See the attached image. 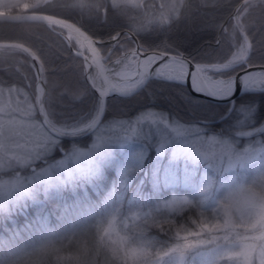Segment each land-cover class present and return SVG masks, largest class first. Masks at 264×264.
<instances>
[{"label":"snow or ice","instance_id":"1","mask_svg":"<svg viewBox=\"0 0 264 264\" xmlns=\"http://www.w3.org/2000/svg\"><path fill=\"white\" fill-rule=\"evenodd\" d=\"M40 3L46 4L47 0H37L32 5L26 3L24 11L7 22L28 18V11H38ZM75 6L83 11L86 4L84 0H78ZM44 19L50 20L51 17L46 16ZM52 22L64 25L62 20ZM74 30L78 35L75 44H72L73 37H68L69 46L76 56L83 57V72L84 68H91L97 57L103 55L109 63L129 67L135 64V79L132 76L122 77L116 70L117 77L131 82L120 84L105 80L98 85L96 77L87 72L84 80L91 78L93 81L92 87L87 89V97H91V103L87 114L78 119H73L68 114L65 119L57 120L53 101L49 98L45 111L50 113L51 122L59 124L61 128L71 123L73 131L70 135L62 134L59 138L55 135L45 137L36 148L26 154L24 163L9 161L0 164V173L11 176L9 180H0V213L26 208L29 202L40 203L41 196L48 199L50 194L67 188L75 189L82 185L99 188L102 182L107 183V167L114 168L116 175L111 180L110 190L108 186L99 204L86 216L66 223L57 232L42 233L29 248L0 259V264H37L38 261L64 264L69 259L64 253L73 251V259L77 264H127V252L122 254L119 249H115L109 255L100 245L82 246L79 242L83 222L94 216L101 203L107 210L117 200H159L163 196L167 200L163 206L172 210L202 206L209 199L216 183L219 182L222 189L236 183L233 178L229 184H225L215 174L231 173L233 169L243 167L264 153V121L257 123L256 116L259 106L251 103L237 105L232 99L237 91V77L241 91H264V87H255L257 81L264 84V71L241 77L235 74L236 68L233 66L238 63L243 68L244 65L258 63L264 68V51L256 47L252 38L245 35L237 41L234 36L236 43L233 45L230 42V49L235 46L236 54L232 59H217L207 55V52L198 57L186 55L167 43L162 48L151 51H145L143 45L133 49L122 43H116L115 48H105V41L90 33L86 34L80 27ZM110 40L113 41L111 38ZM115 41H119V36L115 37ZM217 41L219 42V38ZM33 59L40 62L36 56ZM145 61L148 63H144ZM152 82L178 86L175 96L169 98L168 103L183 105L189 115H181L175 110L143 109L130 115L127 111L128 102L142 94H147L153 100V108L159 105V98L152 91ZM11 87L0 80V88ZM64 87L60 100L64 107L73 109L74 106L85 103V97L78 90L73 89L70 84ZM93 89L98 95H91ZM205 99L230 102L227 115L235 111L236 119L229 133L213 134L210 131L211 122L217 113L212 112L203 118L195 115L201 107H210L204 105ZM113 108L118 111L114 112ZM36 116L42 121L39 110ZM78 123L79 129L76 127ZM144 124L170 127L172 132L184 139H164L158 145L149 143V136L140 127ZM86 135L92 138L90 147H79L76 143L72 144L70 150L62 147L65 139L75 141ZM127 145L135 146L131 154L127 158L117 156L114 149H123ZM57 150L63 153L62 158L60 155L58 159L50 160ZM166 152H170V158ZM205 166L207 170H204ZM260 187L264 189V179ZM189 189L192 191H186ZM195 193L199 194L198 201ZM225 201L240 213V219L236 223H242L250 207L255 206L254 203L250 205L246 199L242 202L234 201L231 191ZM260 207L264 210V198ZM165 223L169 229L172 228L171 220H161L158 225L154 222L153 226H158L163 232ZM191 223L195 225L193 229H177L173 243L163 244L159 248L151 247V250L143 248L138 256L139 264H187L189 257H202L204 264H221V261L224 264H264V222L251 229L244 228L243 232L236 231V224L231 221H226L224 225L210 223L206 219L193 220ZM101 225L102 222L97 224V235L103 232L106 236L107 231ZM221 228L224 229L223 236L215 234ZM181 232L186 235L181 236ZM168 234L165 233V236ZM104 236H100V244H103ZM221 240L224 243H219ZM207 245L212 247L206 248Z\"/></svg>","mask_w":264,"mask_h":264},{"label":"trees","instance_id":"2","mask_svg":"<svg viewBox=\"0 0 264 264\" xmlns=\"http://www.w3.org/2000/svg\"><path fill=\"white\" fill-rule=\"evenodd\" d=\"M240 1L242 0H184L175 15L169 13L161 22L156 20L153 23L147 21L142 10L136 11L125 6L113 8L110 0H84L86 7L83 11L75 6L78 0H47L46 4H40L36 12L73 21L87 33L105 42L123 31H128L137 37L145 51L162 48L167 43L190 56L198 57L207 52V55L213 58L232 59L237 48L233 46L230 49V42L235 45L234 36L237 41L244 36L241 31L252 38V42L260 51H264V0L248 2L234 21L231 12ZM3 11L23 12L15 8ZM61 32L65 33L60 28H51L44 23L0 22V42L24 44L43 63L37 65L26 52L18 48L0 47V80L12 87L21 86L33 96L35 85L38 82L36 74L40 69L45 88L44 110L45 104L51 98L57 120L65 119L68 114L71 118L78 119L87 114L91 103V97H87V89H90L92 85L88 83V80H84L86 69L84 68L83 72L81 68L84 64L82 57L75 55L63 35L60 34ZM116 43L136 48V42L126 33L122 34ZM116 43L104 44L103 47L115 48ZM72 44H75L74 40ZM104 59L107 63L105 57ZM130 67L132 68L133 65ZM235 68V74L242 69L240 65ZM69 84L85 97V103L76 105L73 109L64 107L60 102L65 91L64 86ZM151 87L159 98V105L153 108V100L147 94H142L128 102L127 111L130 115L138 113L141 109L175 110L181 115H189L183 105L168 103L169 98L175 96L178 86L152 82ZM91 95H97L94 89ZM64 99L66 101V97ZM203 103L210 107H201L195 115L203 118L212 112L217 113L218 115L211 122L210 129L213 133H229L234 124L235 111L224 120H220V116L228 113L230 103L216 104L207 100ZM250 103L259 106L261 115L264 113V93H248L237 99V105ZM113 111H118V109L113 108ZM45 114L52 127L61 128L59 124L54 125L51 122L50 113L45 111ZM71 128L73 126L69 123L61 129ZM90 137L88 135L75 141L65 139L62 147L70 150L73 143L80 147L86 146ZM60 155L62 156L63 153L57 150L50 160L58 159ZM115 175V169L111 167L106 170L107 183L102 182L99 188L84 185L75 188L74 191L67 189L59 196L54 195L48 199L39 198L40 203L29 202L26 208H20L8 214L0 213V259H6L11 254L20 251L25 242H33L42 233L57 232L66 223L86 216L95 205L99 204L108 186L110 190L111 180L115 178ZM9 176L4 174L6 178ZM195 196L198 201L199 197ZM129 199L122 202L117 200L107 210L101 203L100 207L96 208L94 216L84 221L81 226L82 235L79 237L81 245H100L109 255L113 250L119 249L122 254L128 253L127 264H139L138 256L143 248L147 247L151 250V247L159 248L163 244H171L174 242L178 228L193 229L195 227L191 223L193 220H208V215L201 209L202 206L183 207L169 213L166 208H162V204L167 201L163 196L159 200L145 198L129 202ZM113 219L121 226L120 231L126 242L120 243L114 239L116 236L108 232L106 236L103 232L97 235V224L102 222L101 226L107 231V226ZM161 220L165 222L171 220L172 228L169 229L168 224L165 223L162 232L158 226H153L154 222L158 225ZM50 225L53 228H49ZM165 233L169 234L165 236ZM180 235L184 236L186 233L181 232ZM100 236H104L103 244H100ZM133 245H139L141 251L134 253ZM64 255L69 258L64 264H77V261L73 259L74 251L64 253Z\"/></svg>","mask_w":264,"mask_h":264},{"label":"rangeland","instance_id":"3","mask_svg":"<svg viewBox=\"0 0 264 264\" xmlns=\"http://www.w3.org/2000/svg\"><path fill=\"white\" fill-rule=\"evenodd\" d=\"M183 1L184 0H110L113 8L125 6L136 11L142 10L149 23H153L156 20L161 22L165 16L169 15V13L175 15ZM26 3L30 5L36 4L37 0H0V10L15 8L17 10L24 11ZM69 36H72V40L75 42L76 37L72 34H68V37ZM88 69L89 68H86L87 71ZM125 69H129V66L123 64L119 70ZM37 72L38 73L36 75L38 76V82L35 85V94L33 96H31V94L21 86L0 88V164H6L9 161L13 163H24L26 154L36 148L39 142L45 137L52 135L46 130L40 119L36 117V112L39 110V104L44 95V82L40 69ZM93 75L96 77L95 82L99 85L101 83L99 75L95 71H93ZM89 79L91 81L90 83H93L91 78ZM263 86L264 84H261L259 81L255 85V87ZM256 116L257 123L264 121V113L261 115L259 113V109H257ZM235 119L236 114L233 117L234 121ZM169 123H172L171 118L169 119ZM76 127L79 129L80 124ZM140 127L143 129L144 133L149 136V143L156 145L164 139H168L169 141H183L184 139L172 132L170 127L165 128L163 125L149 126L148 124H144ZM59 129L61 132L66 134H71L73 131V128ZM87 130L88 129H84V131ZM210 131L213 133L212 129H210ZM91 139L92 138L90 137L86 146L81 147H90ZM189 139H195V137H189ZM134 149V145H127L123 149H114V152L117 156L127 158V156L130 155ZM166 155L170 158V152H166ZM62 156L60 158H62ZM181 166H183L182 161ZM108 168L111 167L105 168V175ZM204 170H207L206 166ZM4 174L5 173H0V180L11 179V176L6 178L4 177ZM202 174L203 172L200 173V175ZM215 175H218L219 180L225 184H229V181L233 178H235L236 183L223 189L221 188L219 182L214 185V189L211 191L209 199L204 205H202L203 208H201L205 214L208 215V221L210 223L224 225L226 221H231L236 224V231L243 232L244 228L251 229L256 227L257 224L264 222V210L260 207L262 198H264V189H261L260 187V183L262 179H264V153H262L258 159L246 163L243 167L233 169L231 173ZM67 189L72 191L75 190L73 188ZM67 189L60 192H54L50 194L49 197L54 195L59 196L60 193L65 190L67 191ZM189 190L192 191L191 189ZM229 191L232 192L234 201L242 202L246 199L249 201L250 205L253 203L255 205L254 207H250V211L248 212V215L245 216L242 223H236V221L240 219V213L236 211V208L232 204L225 201ZM195 195L199 197L198 193H195ZM40 198L44 197L41 196ZM222 202L225 203L222 204ZM165 203H167V201H165L164 204ZM164 204H162V208L165 209L163 206ZM166 211L172 213L176 210L166 208ZM4 213L8 214L9 212L5 211ZM120 230L121 226L116 222V220L113 219L109 222L107 232L116 236L114 239H117L120 243H124L126 242V239ZM215 234L223 236L224 229L221 228V230ZM202 235L206 234L202 233ZM219 243H224V241L221 240ZM205 247L210 249L212 245H207ZM132 248L134 253L141 251L139 245H133ZM187 264H204V259L202 257H196L195 259L189 257ZM221 264H224V261H221Z\"/></svg>","mask_w":264,"mask_h":264},{"label":"water","instance_id":"4","mask_svg":"<svg viewBox=\"0 0 264 264\" xmlns=\"http://www.w3.org/2000/svg\"><path fill=\"white\" fill-rule=\"evenodd\" d=\"M250 1H252V0H242L234 8L233 12H231L232 13L231 17L233 18L234 21H236V16L240 12V10L244 7V5H246ZM19 13L20 12L13 13V12H3V11H0V22H4V21L7 22L10 19H14ZM46 16L47 17H51V19L50 20L49 19H44V17H46ZM27 17L28 18H26L24 20H21V21H13V22H19V23H21V22H23V23L24 22H28V23H44V24H46V25H48L50 27L54 26V27L61 28V29L65 30V32H67V34L64 35L65 38L67 39V41H68V34L70 32L73 33L74 36H76V37L78 35V33H76L74 29L76 27H80V26H78L75 23H73V21L71 22V21H69L67 19H64V18L61 19V17H57V16H54V15H50V14H46V13H41V12H28L27 13ZM53 20H62V23H64V25L63 26H61V25H55L52 22ZM81 30H84V29L81 28ZM86 34H88V33L86 32ZM241 34H243L244 36L246 35V33L244 31H241ZM131 37L136 41V47L140 46V42L137 39V37L134 34H131ZM68 44H69V41H68ZM0 47H14V48H18V49L26 52L27 55H29L36 64H39L40 63L36 59H33V56H36V57H38V56L36 54H34V52L29 47H27L24 44H21V43H18V42H0ZM70 49L73 51V49L71 47H70ZM137 59H139V56L137 57ZM144 63H148V61H145ZM91 68L94 69L95 72L98 73V75L100 77L101 83H103L105 80H108V81L112 82V79L110 78L108 72H106L107 70L105 68V64H104L102 55L99 56V57H97L95 63H93V66ZM262 71H264V68H261L259 65H255V66H248L247 65L244 69L242 68V70H240L236 75L242 77V76H244L246 74H250V73H253V72H262ZM88 82H90L89 79H88ZM256 88L259 89L261 87H256ZM248 93H264V91H258V90L257 91H254V92H243V91H241L240 86H239V77H237V91H236L235 96L232 97V99L235 100V101H237V99L240 96H244V94H248ZM97 95H98V93H97ZM133 95H135V93H133ZM205 100H207V99H205ZM207 101H209V100H207ZM210 102L216 103V104H226V103H230L229 101H216V102L210 101ZM39 112H40V114L43 117V119L41 121L42 124L44 125V127L52 135H55L57 138H59L62 134L65 135V136L70 135V134H66L64 132L58 131V129L52 127V125L48 122V120L46 118L45 110H44V98L42 99L41 105L39 107ZM228 116L229 115H226L224 117L227 118ZM224 119H220V120H224ZM87 136L88 135L83 136V137H80L78 139H81V138H84V137H87Z\"/></svg>","mask_w":264,"mask_h":264},{"label":"clouds","instance_id":"5","mask_svg":"<svg viewBox=\"0 0 264 264\" xmlns=\"http://www.w3.org/2000/svg\"><path fill=\"white\" fill-rule=\"evenodd\" d=\"M49 228H53V227L50 225ZM31 245H32V242H25L24 245L22 246V249L21 250H26ZM37 264H52V262L51 261H48V262L38 261Z\"/></svg>","mask_w":264,"mask_h":264},{"label":"built area","instance_id":"6","mask_svg":"<svg viewBox=\"0 0 264 264\" xmlns=\"http://www.w3.org/2000/svg\"><path fill=\"white\" fill-rule=\"evenodd\" d=\"M116 70H118V68H116V67H114V66H111V67L109 68V71H108V72L111 73V75L114 77V79H115L118 83L122 84V80H119V78L115 75ZM124 83H127V82H124ZM124 83H123V84H124Z\"/></svg>","mask_w":264,"mask_h":264},{"label":"bare ground","instance_id":"7","mask_svg":"<svg viewBox=\"0 0 264 264\" xmlns=\"http://www.w3.org/2000/svg\"><path fill=\"white\" fill-rule=\"evenodd\" d=\"M70 34L74 35L73 33L70 32ZM255 73H258V72H253V73H250L249 75H254ZM122 77H126V76H132V79H134V76L133 74H123L121 75ZM128 82L127 83H130L131 80H127ZM258 82V81H257Z\"/></svg>","mask_w":264,"mask_h":264},{"label":"flooded vegetation","instance_id":"8","mask_svg":"<svg viewBox=\"0 0 264 264\" xmlns=\"http://www.w3.org/2000/svg\"><path fill=\"white\" fill-rule=\"evenodd\" d=\"M236 103H237V102H236ZM226 115H227V114H226ZM226 115H225V116H226ZM229 116H230V115H229ZM229 116H228V117H229Z\"/></svg>","mask_w":264,"mask_h":264}]
</instances>
